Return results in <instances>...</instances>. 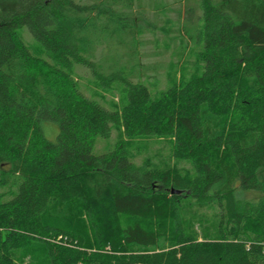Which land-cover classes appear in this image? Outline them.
Segmentation results:
<instances>
[{"label":"trees","instance_id":"16d2710c","mask_svg":"<svg viewBox=\"0 0 264 264\" xmlns=\"http://www.w3.org/2000/svg\"><path fill=\"white\" fill-rule=\"evenodd\" d=\"M184 1L180 21L191 19ZM198 6L200 27L180 26L199 46L194 60L151 97L132 82L126 52L133 45L141 71L137 36L165 6L0 0V264L32 256L42 264H264V0ZM143 12L145 24L131 23ZM20 27L39 52L24 45ZM98 59L111 61L109 74ZM73 65L95 87L120 82V105L108 110L85 97ZM42 122L57 126L54 142ZM110 126L120 139L92 155ZM139 138L166 140V158L133 164ZM181 161L191 172L176 167ZM238 192L258 198L239 202ZM187 206L212 211V237H195Z\"/></svg>","mask_w":264,"mask_h":264},{"label":"rangeland","instance_id":"374dc122","mask_svg":"<svg viewBox=\"0 0 264 264\" xmlns=\"http://www.w3.org/2000/svg\"><path fill=\"white\" fill-rule=\"evenodd\" d=\"M181 0H151V3L165 6L166 10L161 12L156 11V15L149 17V21L155 24L152 30L141 31L138 37L137 51L139 53V62L141 63V71L137 73L136 60H134L131 50L133 45L129 46V60L128 69L131 72H135L136 77L132 78L130 72L125 70V75L132 78V82H139L146 86L151 97H155L160 91L165 90L172 80H176L179 74L180 66L184 65L185 61L192 62L193 56L191 52L193 49H198V44L186 43V37L182 31L181 27H186L189 33L193 32L194 28H198L201 25L200 10L198 6V0H186L184 1L187 7L192 9L191 19L190 17L186 21H180L183 18V3ZM183 8V9H182ZM145 24V13H141V16H135L131 19V23L134 25ZM19 37L21 38L24 45L32 49L35 52H39V47L33 41L31 35L25 27H20L17 30ZM129 35V34H128ZM128 40L127 42H130ZM136 51V50H135ZM101 53V49L97 51L98 54ZM103 56H109L110 54L102 53ZM98 63L104 68L103 73L109 74L110 69L106 66L110 64L111 61H106L104 59H98ZM138 62V60H137ZM121 61L117 64L116 68L119 69ZM130 67V68H129ZM136 68V69H135ZM141 73L140 79L138 75ZM191 73H194L192 69L188 70L186 77ZM71 75L77 83L79 91L88 99L97 102L102 105L105 109L111 110L112 107L117 108L122 102V93L119 92L121 83L115 81L112 83L109 89H103L95 87L93 84V77L90 72L81 65H73L71 70ZM134 75V76H135ZM41 130L44 138L49 142H54L57 134V126L54 123L42 122ZM120 139V133L116 130L115 126H110L109 135L105 138L95 137L91 153L92 155H100L106 153L116 142ZM133 147H136L137 151L131 150L129 148V153L131 157V162L135 165H139L144 161L153 162L159 165L167 156V141L166 140H156V139H143L139 138L132 141ZM171 164V162H170ZM176 167L179 170H186L191 172L190 166L185 162H178ZM7 187H4L6 189ZM10 196L5 197L8 200ZM258 198V195L254 192H243L237 193V200L239 202L250 201L254 202ZM182 216L185 223L190 225L192 232L197 239L209 238L213 236V218L212 211L205 207H190L187 206L182 211ZM17 264H42L38 258L32 256L31 259L23 257V259H16Z\"/></svg>","mask_w":264,"mask_h":264},{"label":"water","instance_id":"95a60500","mask_svg":"<svg viewBox=\"0 0 264 264\" xmlns=\"http://www.w3.org/2000/svg\"><path fill=\"white\" fill-rule=\"evenodd\" d=\"M170 193L172 194V193H178V192H177V191H174V190H172Z\"/></svg>","mask_w":264,"mask_h":264}]
</instances>
